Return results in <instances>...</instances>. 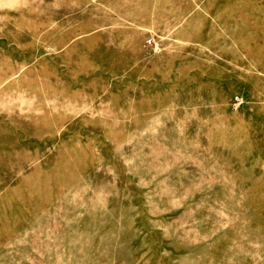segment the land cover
Here are the masks:
<instances>
[{"label":"rangeland","instance_id":"1","mask_svg":"<svg viewBox=\"0 0 264 264\" xmlns=\"http://www.w3.org/2000/svg\"><path fill=\"white\" fill-rule=\"evenodd\" d=\"M0 264H264V0H0Z\"/></svg>","mask_w":264,"mask_h":264}]
</instances>
